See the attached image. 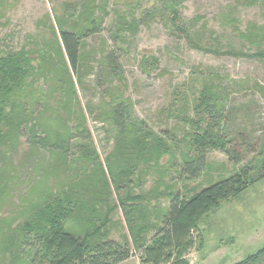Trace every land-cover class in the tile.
<instances>
[{
    "label": "trees",
    "instance_id": "trees-1",
    "mask_svg": "<svg viewBox=\"0 0 264 264\" xmlns=\"http://www.w3.org/2000/svg\"><path fill=\"white\" fill-rule=\"evenodd\" d=\"M6 1L0 0V9ZM154 1L166 27L189 40L195 36L192 47L264 62V23H250L244 31L237 28L246 49L211 51L200 46L198 31L190 34L193 25L183 17L187 0ZM240 2L250 7L264 5V0ZM102 4L86 0L79 12L68 6L65 14L51 22V38L44 37L36 48L0 50V264L126 261L133 253L130 244L108 238L119 209L134 248L142 252L143 264H191L185 255L194 245L192 234L200 228L202 217L264 178L260 174L263 163L253 170L244 167L191 196L182 193L178 187L183 183L198 182L205 175L212 151L225 154L236 166L243 164L242 153L224 135L227 103L235 91L264 93V88L258 83L250 86L245 79L235 81L237 90L233 91L207 80L192 94L193 100L188 93L177 92L175 97H182L176 101L184 106L175 115L190 129L181 138L169 131L155 132L133 116L131 100L114 84L116 79L123 84L120 45L126 43L128 34H136L142 18L154 15L142 12L139 19L138 2L130 3L128 10L116 11L111 31L116 50L102 45L87 52L82 42L99 33L109 16L107 2ZM94 62L98 70L94 84L101 99L96 105H84L79 94L89 88ZM155 62L152 58L148 64ZM188 108L194 118L187 116ZM88 114H96L97 128H110L107 133L114 147L105 161L88 128ZM23 138L28 147L43 149L62 163L51 160L48 167L38 163L30 168L17 162ZM153 174L157 178L154 188L136 195L135 187L141 183H135L134 177ZM7 212L9 216L3 218L1 214ZM149 234H153L151 239ZM234 264H264V246Z\"/></svg>",
    "mask_w": 264,
    "mask_h": 264
},
{
    "label": "rangeland",
    "instance_id": "rangeland-1",
    "mask_svg": "<svg viewBox=\"0 0 264 264\" xmlns=\"http://www.w3.org/2000/svg\"><path fill=\"white\" fill-rule=\"evenodd\" d=\"M105 1L109 16L99 33L82 42L87 52L101 49L102 45L116 50L115 41L111 37L118 13L116 11L128 10L130 3L138 2L139 19L142 12L154 15L146 20L142 18L136 34H128L126 43L120 45L123 84L120 85L118 79L114 84L131 100L133 116L146 122L155 132L169 131L181 138L184 132L190 129V126L175 115V111L181 110L180 105L184 106L179 100L176 101V98L180 97H175L177 92L188 93L193 100L192 94L194 95L197 89H202V83L207 80L221 83L233 91L237 90L235 81L242 82L245 79L250 80V86L258 83L264 88V62L235 56H218L192 47L190 41H194L195 36H190L189 40L182 33L166 27L154 0H97L99 4ZM240 1H185L183 17L187 23L193 25L190 34L199 32L202 40L200 46L211 48V51H214V48H247L236 30L238 28L244 31L250 23H264V5L250 7L241 5ZM85 2L86 0H7L4 8L0 9V50L36 48L35 44L44 37L51 38V22L54 23L57 17L65 14L68 6L70 11L79 12ZM38 48H42V45ZM152 58L157 62L150 66L148 62ZM92 66L96 71L94 70L87 79L89 88L81 90L79 94L84 105H96L101 99L100 89L94 84L98 72L97 63L94 62ZM170 112L174 114L171 115ZM95 116L96 114L87 115L88 128L91 129L101 159L105 161L113 150L114 140L112 135L107 133L110 128H97L99 126L96 125ZM187 116L194 118L195 113L191 108L187 109ZM223 126L225 137L242 153L243 164L236 166L225 154L212 151L208 154L209 168L205 175L198 182H189L185 186L183 183L182 187H178L182 193L191 196L195 191L199 192L244 167L253 170L256 165L264 163L263 92L255 89L235 91L227 103ZM25 142L26 138H23L16 155L17 162L30 168L37 167L38 163L48 167L51 160L53 163H62L56 156L43 149L28 147ZM38 151L39 153H36ZM260 174H264V170H261ZM138 178L139 176L134 177L135 183H141L135 187L136 195L150 192L157 180L154 174ZM170 179L167 177L168 184L171 183ZM18 194L20 195V192ZM114 196L116 200V194ZM160 201L164 206L168 205L166 200ZM1 215L5 218L9 213ZM109 230L110 240L128 242L133 250L132 257L117 264H143L142 252L132 244L128 224L121 209L115 213ZM152 236L153 234H149V239ZM192 238L194 245L185 255L191 264H234L261 249L264 246V178L238 197L223 201L211 213L204 215L200 228L192 234Z\"/></svg>",
    "mask_w": 264,
    "mask_h": 264
}]
</instances>
